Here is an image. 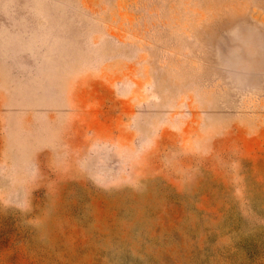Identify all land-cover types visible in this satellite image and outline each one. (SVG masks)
Masks as SVG:
<instances>
[{"label":"rangeland","instance_id":"rangeland-1","mask_svg":"<svg viewBox=\"0 0 264 264\" xmlns=\"http://www.w3.org/2000/svg\"><path fill=\"white\" fill-rule=\"evenodd\" d=\"M0 264H264V0H0Z\"/></svg>","mask_w":264,"mask_h":264}]
</instances>
